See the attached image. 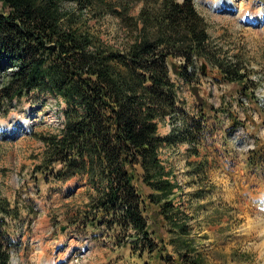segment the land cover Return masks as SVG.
Here are the masks:
<instances>
[{
	"label": "trees",
	"instance_id": "obj_1",
	"mask_svg": "<svg viewBox=\"0 0 264 264\" xmlns=\"http://www.w3.org/2000/svg\"><path fill=\"white\" fill-rule=\"evenodd\" d=\"M0 2V117L23 98L51 96L64 105L57 131L34 136L44 146L35 172L47 181L86 178L93 193L79 221L117 233V245L129 240L140 256H159L163 247L144 214L146 205L155 207L177 261L203 264L202 241L175 204L179 185L159 156L177 144L199 156L210 115L203 106L187 109L172 75L189 84L215 72V82L246 90L241 60L210 40L194 0ZM105 17L116 21L114 43L90 24ZM162 123L171 128L166 136ZM19 216L0 197V264H10L8 221Z\"/></svg>",
	"mask_w": 264,
	"mask_h": 264
},
{
	"label": "rangeland",
	"instance_id": "obj_2",
	"mask_svg": "<svg viewBox=\"0 0 264 264\" xmlns=\"http://www.w3.org/2000/svg\"><path fill=\"white\" fill-rule=\"evenodd\" d=\"M194 1L210 40L244 64L248 89L217 83L210 71L189 84L172 75L187 109L203 106L210 117L199 156L177 144L162 148L159 157L179 185L174 202L191 218L194 240L202 241L203 264H264V22L250 18L262 15L264 21V0H233L235 6L229 0ZM90 24L102 40L116 42L114 19ZM63 107L51 96L23 98L0 117L6 123L0 127V197L20 211L8 221L10 264H181L155 207L146 205L144 214L163 247L159 256H140L129 240L119 247L117 233L79 221L93 193L86 178L47 181L35 172L44 146L34 136L56 132ZM233 122L241 125L229 131ZM170 130L159 124L161 136ZM166 256L175 261H164Z\"/></svg>",
	"mask_w": 264,
	"mask_h": 264
},
{
	"label": "bare ground",
	"instance_id": "obj_3",
	"mask_svg": "<svg viewBox=\"0 0 264 264\" xmlns=\"http://www.w3.org/2000/svg\"><path fill=\"white\" fill-rule=\"evenodd\" d=\"M230 1V4H232V6H235V4H234V2H233V0H229ZM239 9H240V17H243V14H244V10L242 11V9H243V6H242V3H240L239 4ZM251 15V19H258V18H261V21H260V23H263L264 21H263V16L261 15V16H259V15H253V14H250ZM6 125V123L5 122H0V127L2 128L3 126H5ZM262 224V223H261ZM258 225H259V223H258ZM257 225V226H258ZM264 226V225H263ZM262 230V229H261ZM261 232H263V231H261ZM264 234V233H263Z\"/></svg>",
	"mask_w": 264,
	"mask_h": 264
},
{
	"label": "water",
	"instance_id": "obj_4",
	"mask_svg": "<svg viewBox=\"0 0 264 264\" xmlns=\"http://www.w3.org/2000/svg\"><path fill=\"white\" fill-rule=\"evenodd\" d=\"M203 70H205V68L203 67Z\"/></svg>",
	"mask_w": 264,
	"mask_h": 264
}]
</instances>
